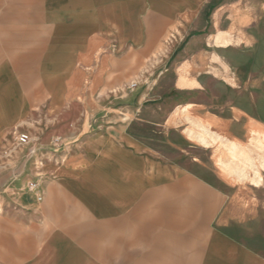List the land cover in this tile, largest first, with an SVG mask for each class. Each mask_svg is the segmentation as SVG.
Instances as JSON below:
<instances>
[{"label": "crops", "instance_id": "obj_1", "mask_svg": "<svg viewBox=\"0 0 264 264\" xmlns=\"http://www.w3.org/2000/svg\"><path fill=\"white\" fill-rule=\"evenodd\" d=\"M212 2L0 0V264H264V218L155 148L171 110L144 104Z\"/></svg>", "mask_w": 264, "mask_h": 264}, {"label": "rangeland", "instance_id": "obj_2", "mask_svg": "<svg viewBox=\"0 0 264 264\" xmlns=\"http://www.w3.org/2000/svg\"><path fill=\"white\" fill-rule=\"evenodd\" d=\"M212 3L202 25L182 40V35L169 36L170 48L176 43L179 46L167 65L144 68L149 83H155L163 93V97L148 99L144 104L171 110L168 138L155 137L153 143L171 162L179 161L187 169L196 170L204 185L215 186L222 204L230 203L237 213L264 218L263 157L251 139L252 131H264V0ZM218 32L222 34L215 42ZM224 39L232 44L223 47ZM177 76V84L187 89L174 87ZM186 105L188 111L182 112ZM200 120L211 123L223 138L206 146L191 137L190 130H198L195 124ZM137 132L151 134L142 128ZM231 140L252 148L253 168L247 166L241 171L238 166V171L230 174L220 165L218 158L226 152L224 144ZM258 176L260 183L256 181Z\"/></svg>", "mask_w": 264, "mask_h": 264}, {"label": "bare ground", "instance_id": "obj_3", "mask_svg": "<svg viewBox=\"0 0 264 264\" xmlns=\"http://www.w3.org/2000/svg\"><path fill=\"white\" fill-rule=\"evenodd\" d=\"M224 40L226 43L228 42V39H224ZM188 105L182 108V112L188 111L189 109ZM187 118H189V116H187ZM210 124L211 123H205L204 120H200L196 122L195 125L198 127V130L191 129L189 132V135L193 137L194 139H196L198 142L206 146L213 143L214 141H217V140L220 141V139L223 138L222 135L219 132H216L215 130H213ZM252 133H254V135L251 137V139L256 141L257 150L259 151V154H261V157H263V162L261 163L264 164V131L255 130V131H252ZM249 139L248 141H250ZM224 148L226 152H224L223 154H221V156H219L218 162L228 172L238 171V168H237L238 166L241 167V171L244 170V168L248 169L247 166L251 168L254 167L253 166L254 163H253L252 156H251V153H252L251 147L245 148L241 146L240 144H238L237 142L231 140L230 143L224 144ZM256 172L259 173L258 170H256ZM256 181L260 183L261 176H258Z\"/></svg>", "mask_w": 264, "mask_h": 264}, {"label": "built area", "instance_id": "obj_4", "mask_svg": "<svg viewBox=\"0 0 264 264\" xmlns=\"http://www.w3.org/2000/svg\"><path fill=\"white\" fill-rule=\"evenodd\" d=\"M14 134L17 137L19 146L27 145L30 142V136L27 133L21 131H15ZM37 185L38 183L36 181L30 182L29 189L30 190L35 189Z\"/></svg>", "mask_w": 264, "mask_h": 264}]
</instances>
